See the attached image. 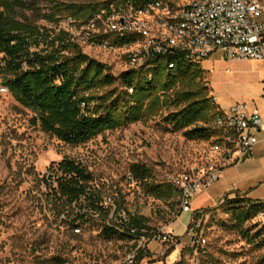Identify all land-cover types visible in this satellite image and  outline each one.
Returning <instances> with one entry per match:
<instances>
[{
  "label": "rangeland",
  "instance_id": "obj_1",
  "mask_svg": "<svg viewBox=\"0 0 264 264\" xmlns=\"http://www.w3.org/2000/svg\"><path fill=\"white\" fill-rule=\"evenodd\" d=\"M19 1L27 5L17 9L20 20L56 31L65 30L84 53L106 63L114 75L130 68L129 53L140 49L141 45L91 44L83 39V25L79 26L71 17L57 24L43 18L56 1L81 0ZM248 64L264 76L262 62ZM201 65L206 70L211 93L214 91L222 104L244 100L248 85L240 83L235 87L230 83L238 62H228L218 50L202 60ZM231 68L233 71L227 72ZM160 120L156 117L132 123L83 144H67L41 129L35 122V113L15 99L0 74V264H58L59 260H66L67 264H137L135 257L131 262V257L138 246L150 252L140 264H173L181 258L186 264H264L263 217L245 225L250 235L259 238L254 244L232 228L226 210H213L193 225L200 224L198 234L205 240L194 245L189 230L193 211L181 213V205L176 207L146 195L140 183L130 178V167L135 163L150 166L157 183H172L171 177L203 173L211 165L221 166L218 159L222 142L188 140L183 131H165ZM224 139L234 141L227 133ZM217 144L220 150L215 149ZM65 157L80 162L93 174L105 206L111 208L110 219H119L115 207L149 219L151 229L144 241L136 244L107 241L100 231L109 219L105 221L97 214L80 222V232L75 231L72 219L79 207L69 216L68 207L53 202L55 184L49 188L44 182ZM211 185L202 192H209ZM201 193L193 198L192 207L197 205L195 199ZM198 203L206 206L213 201L207 195ZM171 231L180 234L172 242L154 239L155 235Z\"/></svg>",
  "mask_w": 264,
  "mask_h": 264
},
{
  "label": "trees",
  "instance_id": "obj_2",
  "mask_svg": "<svg viewBox=\"0 0 264 264\" xmlns=\"http://www.w3.org/2000/svg\"><path fill=\"white\" fill-rule=\"evenodd\" d=\"M116 1H56L43 18L57 24L71 17L81 26ZM26 6L19 0H0V74L15 99L35 113V122L44 132L67 144L79 145L106 131L160 117L161 128L167 132L183 131L188 140L225 141L226 133L215 125L221 109L211 95L201 61L187 59L181 52L156 54L143 65L114 75L106 63L84 53L65 30L20 20L17 9ZM137 39L108 34L100 42L122 46ZM130 175L146 195L176 207L181 205L179 189L170 182L157 183L150 166L135 163ZM94 181L85 166L67 157L44 180L49 188L55 184L53 202L68 207L69 216L79 207L72 219L75 227L97 214L105 221L109 219L100 231L107 241L129 243L146 236L151 226L143 215L128 213L126 219H110L111 208L105 206ZM118 209L114 212L117 215ZM216 209L226 210L232 228L256 244L259 238L250 235L245 225L264 214V202L240 194L226 196L216 207L194 211L189 230ZM149 253L141 249L136 263L140 264ZM58 264L67 261L59 260ZM173 264L186 262L181 258Z\"/></svg>",
  "mask_w": 264,
  "mask_h": 264
},
{
  "label": "built area",
  "instance_id": "obj_3",
  "mask_svg": "<svg viewBox=\"0 0 264 264\" xmlns=\"http://www.w3.org/2000/svg\"><path fill=\"white\" fill-rule=\"evenodd\" d=\"M263 12L264 2L260 0H118L83 25V39L91 44L115 46L109 41L100 42V38L108 34L137 37L134 43L122 45H141L138 51L129 53L130 67H139L156 54L181 52L187 59L202 61L218 50L227 60L264 62V23L260 20ZM263 123L261 114L250 111L245 102L221 109L215 125L232 135L234 141L223 142L220 165L250 155L260 142L258 133ZM262 142L264 146V139ZM215 149L220 150V144ZM221 166L211 165L203 173L171 177L172 184L180 191L181 213L192 212L193 198L219 179ZM130 178L135 180L131 175ZM118 215L126 219L128 213L120 208ZM260 217L264 218V214ZM199 225L190 230L194 245L205 241L198 234ZM75 231L80 232V228L76 227ZM145 239L142 235L133 242L141 243ZM154 239L172 242L176 236L164 232ZM141 249L138 246L133 251L131 262L134 257L136 261Z\"/></svg>",
  "mask_w": 264,
  "mask_h": 264
},
{
  "label": "crops",
  "instance_id": "obj_4",
  "mask_svg": "<svg viewBox=\"0 0 264 264\" xmlns=\"http://www.w3.org/2000/svg\"><path fill=\"white\" fill-rule=\"evenodd\" d=\"M260 1L264 2V0ZM260 20L264 23V12ZM228 62H238L233 76L230 77L231 80L234 79L235 81L233 84L230 80L231 85L236 87L240 83L247 84L249 91L246 96H244V100H236L227 104H222L219 96L214 91H212L211 95L216 99L221 109H227L237 102H245L248 104L249 110L258 111L264 121V76L260 75L259 70H254V68L249 67L248 64L249 62H259V60H228ZM260 62L264 65L263 61ZM232 69L233 68L229 69L227 72L233 71ZM258 135L260 142L255 145L250 155L237 158L220 167L219 179L211 185L209 192L208 190L202 192L201 196L195 199L197 205L192 207L193 212L202 207H216L226 196L233 198L237 194L254 201L264 202V146L262 142L264 139V123ZM207 195L210 196L213 203L201 206L198 203L199 200ZM190 219H192V215ZM176 223L177 220L171 224L170 229L176 225ZM179 231L180 230H178V233ZM178 233L176 232L173 234L175 236H180Z\"/></svg>",
  "mask_w": 264,
  "mask_h": 264
}]
</instances>
